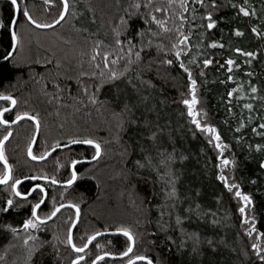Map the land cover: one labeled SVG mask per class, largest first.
I'll use <instances>...</instances> for the list:
<instances>
[{"label":"trees","instance_id":"16d2710c","mask_svg":"<svg viewBox=\"0 0 264 264\" xmlns=\"http://www.w3.org/2000/svg\"><path fill=\"white\" fill-rule=\"evenodd\" d=\"M133 2L68 0V10L60 19L63 0H18L21 9L26 7L38 21L33 25L18 15L16 31L22 41L31 45L21 64L16 62L17 49L7 59L13 50L11 28H0V93L17 99L15 108L7 111L5 118L14 120L16 112L24 111L39 117L40 133L33 153L53 150L58 147L56 142L62 146L71 144L69 137L77 141L91 137L102 147L98 160L74 166L78 176L72 185L58 186L39 177L47 174L60 181L69 179L71 161H85L82 157L93 155L94 146L60 150L44 162L34 163L27 155L28 144L33 143L36 134L34 123L23 121L11 128L5 154L13 165V176L28 177L18 185L19 189L31 191L33 184L44 185L46 201L38 214L49 212L53 199L56 205L66 207L53 221L28 232L19 226L30 216L38 191L31 192L27 199L14 198V205L18 206L0 211V260L3 258L5 264H71L77 253L63 242L76 220V210L69 201L80 205V218L73 233L78 245L96 231L115 232L103 229L125 226L135 234V254L150 256L154 264H259L251 244L259 232H264V167L260 163L264 161V0H216L215 7L210 0H204V5L189 0L187 12L181 9L180 0H172L171 4L169 0H152V7L142 6L138 13L129 8ZM145 2L142 0V5ZM241 6L249 8V15L240 12ZM155 7L167 10L155 14L158 19L168 17L170 31L147 22L150 17L145 14ZM253 10L255 14H251ZM207 11H212L217 21L211 29L206 27ZM130 13L136 15L129 19L131 28L124 31L120 17ZM180 14L188 17L182 27ZM15 16L10 1H0V19L5 25ZM53 19L58 23L51 24ZM42 24L51 27L45 29ZM253 27L259 35L252 31ZM141 28L145 29L144 43L151 39V48L142 52L141 61L133 57V63L128 65V57L115 43L116 32L120 31L119 38L126 41L133 30L139 32ZM148 28L157 35L148 33ZM237 28L242 35L236 34ZM178 29L186 35L191 32V48L180 59L191 68L198 82L196 110L201 122L215 125L222 142L228 145L223 153L215 148L209 133L195 126L183 103L190 99L191 90L187 73L179 67L171 50L179 38ZM135 40L139 43L140 37ZM213 40L217 41L215 47ZM98 41L102 43L97 44ZM158 45L162 46L159 51ZM97 47L99 54L94 53ZM236 48L243 51L237 52ZM105 51L111 53L108 67L103 62ZM247 52L256 55L250 57L245 55ZM117 55L119 63L112 64ZM164 58L172 59L173 64L159 63ZM229 58L234 61L232 66L227 65ZM205 59L213 63L204 65ZM111 71L122 75L109 81ZM101 81L103 86L96 89ZM252 85L257 88L255 93L250 90ZM85 87L87 92L83 91ZM232 89L236 91L228 96ZM93 92L97 96L95 103L88 99ZM249 103L253 107L245 108ZM9 105L10 101H0V107ZM6 129L0 125V138ZM51 139L56 141L50 144ZM210 139L213 143H209ZM257 144L260 149L255 147ZM221 156L234 159V165L221 168ZM137 160L142 166L135 163ZM3 170L0 163V172ZM103 171L114 173L104 180ZM221 171L228 183L238 184L240 191L252 197V205L246 211L254 220L247 225L238 211L243 202L235 190L230 191L219 179ZM33 176L37 179L32 180ZM117 191L122 195L120 199L112 194ZM10 195L8 185L0 187V209L6 206ZM120 209L122 217H116ZM8 224L16 227L19 235L5 227ZM252 224L257 232L248 236L244 229ZM25 235H36L38 240L25 245ZM54 235L59 239H54ZM260 239L264 241V237ZM126 242L124 235L99 237L81 253L85 259L79 264H90L101 251H122ZM33 243L38 247L29 260ZM97 244H103L104 249ZM113 257L121 256H108L97 264H126L128 259Z\"/></svg>","mask_w":264,"mask_h":264},{"label":"snow or ice","instance_id":"6c2138e0","mask_svg":"<svg viewBox=\"0 0 264 264\" xmlns=\"http://www.w3.org/2000/svg\"><path fill=\"white\" fill-rule=\"evenodd\" d=\"M51 2H52V0H48V3H51ZM171 3H172V0H169V4H171ZM193 3L204 5V0H193ZM10 4H11V6L14 7L15 12L17 14H22L23 16H25L27 18V20L30 21L31 24H33V25L38 24V21L33 18V16L29 13V11L26 7L21 9V7L18 3V0H10ZM188 4H189V0H180V7L183 10V12L188 11ZM210 5L215 7L216 6V0H210ZM142 6L152 7V0H146V2L143 3V5H142V0H134V2L129 5V8L137 10V13H138V10ZM67 10H68V0H63V10L59 13L60 19L64 18V15L67 12ZM239 10H240V12L244 13L245 15H249V8L241 6ZM157 11L165 12L167 10L160 8V7L153 8V11L145 14L146 17H150V20H147V22L148 23L155 22V24L158 25L160 27V29H162L163 31H170L168 24L166 23L168 17L164 16L162 19H158L156 14H155ZM251 14H255V10H253ZM134 15H136V13H130L128 17H125V16L120 17V22H121V25H123L124 31H128L131 28V25L129 24V19ZM206 16H207L206 27L208 29H211L217 24V21H216V19L213 18L212 11H207ZM195 17H196V13H195V9H193L192 18L195 19ZM187 19H188V17L184 16L183 14L179 15V20L181 21V27L183 25V22L187 21ZM57 23H58V20H56V19H53L51 22V24H57ZM51 24H42L40 26L41 27H51ZM16 25H17L16 19L10 18L7 25H5V22L3 19H0V28H3V27L11 28L10 36H11V41H12L11 46H12L13 50H15V47L20 42V35L16 31ZM193 27H195V25H193ZM235 31H236L237 35H242V32L239 28H237ZM252 31L257 32V29L255 27H253ZM147 32L152 33V29L148 28ZM257 34L259 35L258 32H257ZM120 35H121L120 31H117L115 43L118 46L119 51L124 53V55L126 57H128V65L133 63V57L135 58V61H137V62L141 61L142 60V52H144L145 49L151 48V45H152L151 39H149L148 43H144L143 38L145 36V29H143V28H141L139 30V32H136L133 30V34L128 36L126 41L121 40L119 38ZM152 35H157V33H152ZM190 35H191V32H189L186 35L182 31H179V29H178V37L179 38L172 45V48H171V50L174 51V53H175V58L179 61V67L184 69V71L187 73V79L190 81V84H189V88L191 90L190 99H184L183 103L188 106L187 107L188 114H189L190 118L192 119L193 123L195 124V126L199 129H201V131L209 133L210 137L214 138L215 148L219 149L220 152L223 153L224 149L227 148L228 145L226 143L222 142V137L220 135V132L218 131V129L216 128L215 125H213L211 123H207V122H204V123L201 122V119L199 118V112L196 110V105L198 103V97H197V84H198V82L196 79L193 78L191 68L186 67L184 61L180 59L182 53L187 51V49L191 48V44L189 43V36ZM136 36L140 37L139 43H137L135 40ZM99 43H102V42L98 41L97 44H99ZM125 43H127L126 49L124 47ZM211 44L213 47H215L217 45V41L213 40V41H211ZM181 45H183V47H181ZM160 47H162V46L158 45L157 51H159ZM165 51H168V49H165ZM235 51L241 52L243 50L241 48H236ZM94 53L99 54V48L98 47L94 49ZM145 54H148V53L145 52ZM7 55L10 57L13 55V52H8ZM110 55H111V53L108 51H105L103 53V62H104L105 67H108V65H109L108 57ZM245 55L251 57V56H255L256 53L255 52H247V53H245ZM91 59L94 61L96 59V55L94 54L91 57ZM119 61H120V56L117 55L115 58L112 59L111 63L116 64V63H119ZM247 62L251 63L250 60ZM159 63L172 65L173 60L164 58V59L160 60ZM212 63H213V61L211 59H205L203 61L204 65H209ZM233 64H234V61L231 58H229L227 60V65L232 66ZM236 66L239 67V65H236ZM97 67H99V65H97ZM126 67H127V65H126ZM230 71H231V67H229V72ZM83 75H88V73H83ZM92 75H96V74L92 73ZM101 75H103V73H101ZM119 75H122V74L117 73L116 71H111L108 80L114 81L115 79L118 78ZM138 75H139V73H138ZM228 79L231 80L232 76H229ZM81 83H82V81H81ZM103 84H104V81H101V83L95 85V88L99 89L103 86ZM250 90H251V92L255 93L257 91V88L254 85H252ZM83 91L87 92L88 91L87 87H85L83 89ZM235 91H236V89H232V91H229L227 93V95L232 96L233 92H235ZM0 99L10 101L9 107H0V124L11 125V124L16 123L17 121H20L23 117H30L32 121H35V129L38 130L40 128L39 117L37 115H32L31 113H29L27 111L16 112L14 120L6 119L5 113L7 111H9V109L12 106L17 104V99L14 96H12L11 94H4V93H0ZM88 99L91 100L93 103H95L97 100L96 93L93 92V94L90 95L88 97ZM125 107L127 108V106H125ZM244 107L251 109L253 106H252V104L249 103V104H245ZM205 115H206V113H205ZM250 118L251 117H249V119ZM261 127H264V125H261ZM253 131H255V129H253ZM11 135H12V129H11V127H9L6 129V133L3 135V137L0 138V161H3V165H4L3 172H0V183L8 185L9 190L11 192V195L6 200V206L3 207L2 209H0V211L7 212L9 210V208L14 207V206H18V205H14V198H16V197L26 198L29 195H31V192H37L38 191L37 199L31 205L30 216H28V218L24 219L23 223L19 227H22L25 230V232H28V230H30V229L31 230H39L40 228L43 227V222L51 220L52 217H55L57 215V213L60 211V209L62 207H64V205L63 204L56 205L55 200L53 199V205H54L53 208L49 212L38 214L37 210L41 208V205L44 203V197L47 196V190L44 188V185L42 183L33 184L31 187V191H21L19 189L18 185L21 184L22 180H27L28 177H25V176L15 177V176H13V172H12L13 165L9 163L8 157L5 154V148H4L5 141H7ZM154 135H155V133H153V136ZM69 142L70 143L80 142V143H83L85 145L94 146V154L91 155L90 157L89 156L82 157L83 160H89V159L96 160L97 158H99L101 156V153H102L101 143L94 138L86 137L82 141H77V140L69 137ZM56 143H57L58 147L62 146L59 144V142H56ZM209 143H213V139H210ZM255 147L257 149H260L261 145L257 144V145H255ZM48 154H49L48 149H45L42 154L35 155L33 153V150H32V142L31 141L29 142L28 147H27V155L29 157H31L33 160H43ZM77 163H78V161L75 159H73L71 161V164L73 166H75ZM135 163L138 166H142L140 164L139 160H137ZM234 163H235L234 159H229L228 157L221 156V168H224L230 164L234 165ZM260 163H261V166L264 167V161H261ZM77 176H78V173L76 171V168L73 167L72 171H71V176L67 180L60 181V180H57L54 176H49L47 174L41 175L39 177V179L40 180H52L54 183H64L66 185H72L73 182L76 181ZM31 179L36 180L37 177L33 176V177H31ZM219 179L224 181L226 187L230 191L235 190L236 197H238L242 200L243 203L239 207L238 211L241 214H243L244 224L247 225L249 221L254 220V216L249 215L246 211V208L252 205V197L249 194L240 191L238 184L228 183V177L224 175L223 171H221ZM175 191H176L175 188H173L172 194H175ZM68 203L71 204V207L76 210L75 216H76V219L78 220L79 215H80V205L77 203H73L72 201H69ZM161 215H163V213H161ZM71 219L72 218L69 217V220H71ZM179 220H180V218L177 217L178 223H179ZM5 227H7L10 231L15 233L16 235H19L17 228L13 227L11 224L6 225ZM112 230H114L117 233H123L124 236L127 237V242H126L125 248L122 251H118V252L101 251V254L96 255L95 259H91L90 264H97V261L103 260L107 256H116V255H119L121 257H128V259L126 260V264H135V261H146L147 264H154V261L152 260V258L150 256L142 255V254H139V255L135 254L134 247L136 244V239H135V234L133 233L131 228L125 227V226H119V227H116L115 229H109V228L103 229V231H105V232L112 231ZM244 230H245V232H247L248 236H252L254 232H257V229H256L254 224H252L250 227L246 226ZM100 234H101L100 231H96L92 235L87 236L86 242H83V243L78 245L73 240L71 227L68 228L66 238L63 242L65 244L71 245V247L77 253V255L75 256V259L71 261V264H79V262L84 261L85 257H84V255H81V253H84L85 249H87L89 247V244H91L92 241L95 240L96 237L100 236ZM261 237H264V232L258 233L256 242L251 244V249L253 250L254 255L258 258L259 264H264V246H262V243H264V241H261V239H260ZM54 239H59V238L54 235ZM37 240H38V237L36 235H25L23 238V242L25 245H27L29 241L35 242ZM37 247H38V245L36 243H33L30 246V248H29V260H31V257L34 254V251L37 249ZM96 247H98L102 250L104 249L103 244H97ZM130 253L132 254L131 257H129Z\"/></svg>","mask_w":264,"mask_h":264},{"label":"water","instance_id":"95a60500","mask_svg":"<svg viewBox=\"0 0 264 264\" xmlns=\"http://www.w3.org/2000/svg\"><path fill=\"white\" fill-rule=\"evenodd\" d=\"M0 1H2V0H0ZM10 1V0H9ZM18 15L19 14H17L16 13V16H15V19L17 20V18H18ZM38 27V26H37ZM39 28V27H38ZM45 29H47L46 27H45ZM16 48H17V46L15 47V50H12V52H13V54L15 53V51H16ZM13 56V55H12ZM12 56H10V57H8L7 59H10ZM0 100H4V99H0ZM14 107L12 106L9 110H11V109H13ZM24 120H31V118L30 117H23L20 121H17L16 123H14V124H11V125H2V124H0V125H2V126H4V127H6V128H9V127H14L15 125H17L18 123H20V122H22V121H24ZM32 121V120H31ZM34 123H35V121H33ZM39 133H40V128L38 129V130H36V135H35V138H34V141H33V143H32V149H33V147H34V145L36 144V142H37V140H38V137H39ZM10 138H11V136L9 137V139L7 140V141H5V143H4V146L6 145V143L10 140ZM76 146H86L85 144H83V143H80V142H78V143H71V144H68V145H66V146H60V147H57V148H54L51 152H49V154L43 159V160H33L31 157H29V159L32 161V162H34V163H42V162H44L45 160H47L49 157H51L54 153H56L57 151H60V150H67V149H71V148H73V147H76ZM96 161V160H95ZM1 162V164L3 165V161H0ZM90 162H93V161H80V162H78L77 164H79V163H90ZM4 166V165H3ZM74 167V166H73ZM75 182V181H74ZM73 182V183H74ZM53 184H55V185H58V186H63V187H67V186H70V185H59L58 183H54L53 182ZM3 186H6V184H3V183H0V187H3ZM44 201H46V196H45V198H44ZM64 207H66V206H64ZM64 207H62V208H64ZM61 208V209H62ZM60 209V210H61ZM59 213V212H58ZM58 213H57V215H58ZM57 215L55 216V217H52V219L51 220H48V221H44L43 222V224L44 223H48V222H50V221H53L56 217H57ZM79 217H80V215H79ZM79 220V219H78ZM77 219H76V221H78ZM77 225V222H75L74 223V227H73V229H72V233H73V231H74V228H75V226ZM112 235H124L123 233H117V232H109V233H102V234H100V236H98V237H96L95 238V240L97 239V238H99V237H102V236H112ZM94 241V240H93ZM92 241V242H93ZM90 245L91 244H89V247H90ZM88 247V248H89ZM87 248V249H88ZM87 249H85V251L87 250ZM84 251V252H85ZM131 254V253H130ZM130 254H129V256H130ZM113 258H116V259H124V258H127V257H113ZM98 262V261H97ZM138 262H146V261H135V263H138ZM147 263V262H146Z\"/></svg>","mask_w":264,"mask_h":264},{"label":"rangeland","instance_id":"374dc122","mask_svg":"<svg viewBox=\"0 0 264 264\" xmlns=\"http://www.w3.org/2000/svg\"><path fill=\"white\" fill-rule=\"evenodd\" d=\"M21 31V30H20ZM48 42H51L52 43V41H48ZM24 43H25V45H24ZM29 44V41H22V39H20V42H19V46L17 45V50H18V52H17V59L18 60H16V62H19L18 64H21V62H22V60L21 59H23V58H27L28 57V54L30 53V50H31V45H28ZM48 44V43H47ZM30 48V49H29ZM81 70H83L82 68H81ZM52 131V130H51ZM50 131V132H51ZM53 132V131H52ZM56 140L55 139H51L50 140V144H53L54 142H55ZM101 155H102V153H101ZM101 157V156H100ZM99 157V158H100ZM99 158H97L96 160H98ZM85 161H93V162H95V160H85ZM90 163H92V162H90ZM109 172V171H108ZM108 172H106V173H104V171H103V175L101 176V177H103L102 179H109V176H111L112 175V173H114V172H110V173H108ZM104 180H103V182H104ZM112 194H113V196H115V198H121V194H120V192L119 191H117L116 193H114V192H112ZM20 198V197H19ZM21 199H27V197L26 198H21ZM107 203H108V201H107ZM104 208H105V206H104ZM101 210L103 211V212H106V210L107 209H102L101 208ZM121 210V209H120ZM119 210V212L116 214V217L117 216H120V215H122L123 214V212H122V210L120 211ZM38 211V210H37ZM120 217H122V216H120ZM119 217V218H120ZM80 218V217H79ZM79 221V220H78ZM78 221H76L75 220V222H77V224H78ZM74 222V223H75ZM74 225V224H73ZM131 255V254H130ZM2 262H4V263H2ZM0 264H5V261H4V259L2 258V260H0Z\"/></svg>","mask_w":264,"mask_h":264},{"label":"bare ground","instance_id":"6f19581e","mask_svg":"<svg viewBox=\"0 0 264 264\" xmlns=\"http://www.w3.org/2000/svg\"><path fill=\"white\" fill-rule=\"evenodd\" d=\"M0 101H6V100H0ZM15 106H16V105H14L13 107L15 108ZM14 108H13V109H14ZM13 109H11V110H13ZM24 121H31V120H24ZM22 122H23V121H22ZM31 122H33V121H31ZM20 123H21V122H20ZM33 123H34V122H33ZM18 124H19V123H18ZM34 125H35V123H34ZM15 126H16V125H15ZM15 126H14V127H15ZM12 128H13V127H12ZM35 135H36V134H35ZM33 141H34V140H33ZM34 146H35V145H34ZM33 148H34V147H33ZM32 150H33V149H32ZM51 151H52V150H50L49 152H51ZM53 155H54V154H53ZM53 155H52V156H53ZM0 163H1V162H0ZM3 167H4V166H3ZM76 180H77V179H76ZM64 185H65V184H64ZM44 203H45V201H44ZM44 203H43V204H44ZM43 204H42V205H43ZM64 206H65V205H64ZM60 211H61V210H60ZM60 211H59V212H60ZM58 214H59V213H58ZM76 226H77V225H76ZM76 226H75V228H76ZM73 227H74V225L72 226L71 229H73ZM75 228H74V230H75ZM73 233H74V231H73ZM73 233H72V235H73ZM94 241H95V240H94ZM94 241H93V242H94ZM91 244H92V243H91ZM90 246H91V245H90ZM70 247H71V245H70ZM71 249L75 252V250H74L72 247H71ZM88 249H89V248H88ZM88 249H87V250H88ZM107 257H108V256H107Z\"/></svg>","mask_w":264,"mask_h":264},{"label":"flooded vegetation","instance_id":"af4514ba","mask_svg":"<svg viewBox=\"0 0 264 264\" xmlns=\"http://www.w3.org/2000/svg\"><path fill=\"white\" fill-rule=\"evenodd\" d=\"M50 158V157H49ZM50 183H53V181H50Z\"/></svg>","mask_w":264,"mask_h":264}]
</instances>
